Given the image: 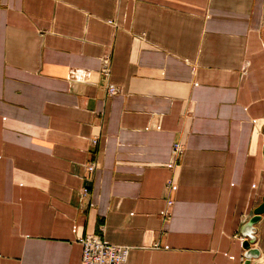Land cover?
<instances>
[{"label": "crops", "instance_id": "0c3cea01", "mask_svg": "<svg viewBox=\"0 0 264 264\" xmlns=\"http://www.w3.org/2000/svg\"><path fill=\"white\" fill-rule=\"evenodd\" d=\"M263 195L264 0H0V264H243Z\"/></svg>", "mask_w": 264, "mask_h": 264}, {"label": "built area", "instance_id": "2783aa9c", "mask_svg": "<svg viewBox=\"0 0 264 264\" xmlns=\"http://www.w3.org/2000/svg\"><path fill=\"white\" fill-rule=\"evenodd\" d=\"M109 57L102 58L101 73L104 75L109 74ZM107 94L113 95L117 93L118 89L112 84H108L106 87ZM92 142H96L93 139ZM182 151V145L180 143H174L172 145L173 154L180 153ZM97 161H90L86 165L87 178L92 179V174L96 169ZM89 193V187H83L81 190V196H85ZM172 201H167V206H171ZM79 241L82 245L81 264H126L128 254L130 251L129 246L123 244H113L106 241L100 235L96 233H86L79 237Z\"/></svg>", "mask_w": 264, "mask_h": 264}, {"label": "water", "instance_id": "95a60500", "mask_svg": "<svg viewBox=\"0 0 264 264\" xmlns=\"http://www.w3.org/2000/svg\"><path fill=\"white\" fill-rule=\"evenodd\" d=\"M264 213V195L262 197L261 203L254 209L253 211V216L249 219V221L246 223L244 226V229L248 228L251 236H247L246 242L243 244L244 248L246 249L244 252V263L243 264H251L252 263V258H257L259 257V252L256 248L254 247H249L251 243L255 242V230H254V225L260 220L262 214Z\"/></svg>", "mask_w": 264, "mask_h": 264}]
</instances>
